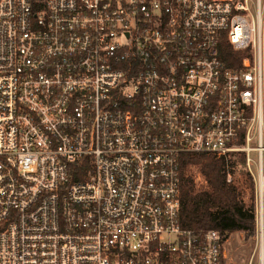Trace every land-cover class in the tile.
<instances>
[{"label": "built area", "instance_id": "built-area-1", "mask_svg": "<svg viewBox=\"0 0 264 264\" xmlns=\"http://www.w3.org/2000/svg\"><path fill=\"white\" fill-rule=\"evenodd\" d=\"M184 154L244 156L264 264V0H0V264H226Z\"/></svg>", "mask_w": 264, "mask_h": 264}, {"label": "trees", "instance_id": "trees-1", "mask_svg": "<svg viewBox=\"0 0 264 264\" xmlns=\"http://www.w3.org/2000/svg\"><path fill=\"white\" fill-rule=\"evenodd\" d=\"M234 57V59H233ZM236 57V59H235ZM241 54L231 55L225 45L222 60L238 66ZM247 198V200H246ZM181 224L196 232L217 231L223 243L240 232L245 240L254 237V184L243 155L225 159L207 154L181 157Z\"/></svg>", "mask_w": 264, "mask_h": 264}, {"label": "rangeland", "instance_id": "rangeland-1", "mask_svg": "<svg viewBox=\"0 0 264 264\" xmlns=\"http://www.w3.org/2000/svg\"><path fill=\"white\" fill-rule=\"evenodd\" d=\"M254 245V237L245 240L243 234L240 232L230 234L228 239L223 243V249L225 252V263L248 264V261L254 249ZM253 264H256V260Z\"/></svg>", "mask_w": 264, "mask_h": 264}]
</instances>
